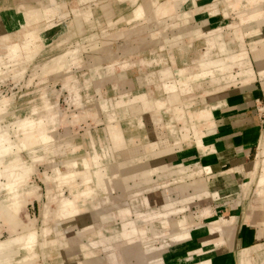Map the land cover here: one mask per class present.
<instances>
[{"label": "crops", "instance_id": "obj_1", "mask_svg": "<svg viewBox=\"0 0 264 264\" xmlns=\"http://www.w3.org/2000/svg\"><path fill=\"white\" fill-rule=\"evenodd\" d=\"M53 4L59 7L55 14L46 8L40 25L26 24L27 11L40 19L35 8ZM73 4L79 8L73 12L84 28L78 29V43L70 46L65 34L61 40L53 38ZM49 23L54 25L49 27ZM124 23L130 24L126 32L107 36L112 41L127 38L126 50L118 47L107 52L113 60L98 55L105 51L102 45L84 43L98 37L105 42L102 30L109 25L119 29ZM89 24L95 25L91 33ZM100 31L103 35L98 36ZM31 39L58 47L51 62L36 66L44 76L57 74L65 85L74 78V70H95L100 76L107 61V78L96 82L106 111L109 103L102 85L117 90L111 98L115 107L105 112L109 122L104 141L109 143L106 154L112 165L103 163L97 151L83 158L84 169L78 172H83L79 185L85 189L79 191L83 192L77 201L79 212L64 220L59 238L47 240L66 245L69 254L62 264H149L159 256L158 264H264V174L252 179L246 170L260 153L264 158V0H0V45L9 48L0 54V64L6 63L3 55L8 53L33 55L35 51L24 47ZM122 54L129 58L123 59ZM50 64L53 72L45 73L43 67ZM136 68L141 72L137 81L144 89L137 93L136 79L128 76ZM46 111L51 117L48 107L41 116ZM77 113H86L84 122L92 115L97 120L102 112L80 109ZM113 121L120 126H109ZM62 123L68 125V121ZM49 125L47 131L55 136L38 139L42 148L38 149L40 161H35L37 167H46L41 173L45 181L56 178L54 153L68 156L76 146L58 144L61 128H55L56 122ZM161 136L169 141H158L152 157L149 143ZM33 173L22 184L25 190L27 185L32 190L38 186L32 184ZM57 179L65 182L70 175L58 173ZM90 182L96 184L94 188ZM0 190L11 197V191L2 192L1 186ZM33 192L38 197V190ZM46 228L48 234L51 228ZM136 228L144 234L135 232ZM70 245H78L81 254L70 253ZM23 258L15 256L11 262L22 264ZM31 258L32 263H39L40 257Z\"/></svg>", "mask_w": 264, "mask_h": 264}, {"label": "rangeland", "instance_id": "obj_2", "mask_svg": "<svg viewBox=\"0 0 264 264\" xmlns=\"http://www.w3.org/2000/svg\"><path fill=\"white\" fill-rule=\"evenodd\" d=\"M75 6H77V4L70 5L69 8L67 7L68 15L58 26V29H56V36L53 38L54 41H57L63 34H65L64 37H70L68 45L73 46L78 43L80 38L78 36V29H83L84 25L82 24L80 17L73 12V9H79L77 8L78 6ZM46 8L50 14L51 12L55 14L59 7L58 5L53 4V7L43 6L35 8L36 12L38 11V15H41L40 19H36L37 16L35 17V15L30 12L31 10L27 11L29 14H26V24L30 26L40 25L39 22L45 18L43 16V10ZM100 13H102V11H95L96 15ZM52 25L54 24L49 23V27ZM90 25L91 24L87 25L89 33L94 31L95 28L94 24H92L93 26ZM42 26H44V24H42ZM105 26L107 25L105 24ZM128 26H130V24H120L119 29L114 30L109 25V27L102 30L103 34H105L107 38L105 39V42L103 37H98L97 39H88L84 43L102 45L105 47V51H103L104 53H100L98 55L113 60L111 53L107 52L111 50L116 51L118 47H121L120 50L122 51L126 50L127 38L122 37L118 40L112 41V39H109L107 36L112 34V32H114L115 36L116 31H119V34L126 32ZM40 27L41 26H39V28ZM39 28L37 29L38 32H40ZM102 32L100 31L98 36L103 35L101 34ZM22 33L25 36L26 30H23ZM24 39L25 38H23V40ZM49 41H52V39ZM44 45V43L41 44L39 42V47L36 48V52L33 53V55L32 53L28 55L26 53H18L17 56H15L13 55L14 52L5 54L3 56L5 57L6 63L2 62L0 64V69L2 70L0 71V164L3 163L1 161L3 159L8 161L6 164H4L5 162L3 163L5 165L4 171H0V177L4 174L7 181L3 176L1 178L2 182H0V186L3 188L2 192L4 189H6L8 193L9 191L12 192L9 193V195L12 194L11 197L5 196L4 192L0 193V264H14V262H11V259L14 260L15 256H17L18 260L24 257L21 260L22 264H36V262L32 263L28 261V257L31 255L40 257L38 264H62V261L64 260L63 258L69 254L66 253V250L68 251L66 245L64 244L65 248H63L60 243L49 244L50 242L47 240H55L59 238L63 232L64 220L66 218L69 219L73 213L79 212V203L77 201L83 196V192L79 191L85 189L81 186L82 179L80 178V176L83 177V172H78L84 169L82 164L83 158L88 157L90 154L94 155L97 151L98 154L102 156L101 160L103 163L109 166L112 165L109 155L106 154L109 143L106 140L104 141L106 138V131L104 128L109 122V117L105 119V112H108L112 109V107H115V101H111V98L113 99L116 96L117 90H112L111 85H102L101 89L103 96L107 101L106 103H109V110L106 111L103 108L105 102L103 101L104 103H102L99 99V92L97 91L98 86H96V82L107 78L109 72L107 73L105 67H107L110 63L107 61L104 63L103 68H101L100 76L96 74L97 71L95 70L88 69L76 72L74 70V78L65 82V86L63 77L53 73H46L48 71L53 72L52 66H54L57 61L53 62L52 66L50 64L49 66L46 65L43 67V69H45L46 76H44V72L42 70L39 72L37 71V65H45L51 62V59L58 54V47H53L52 45L47 47ZM37 50H40V52ZM8 51V46L0 45V54ZM122 56L123 59H126V57L129 58V55L127 54H122ZM20 58H22L21 61L13 63L16 59ZM23 62L24 65L16 67L19 71L18 69H14V66ZM57 68L58 70L62 69L60 65L57 66ZM140 75L141 72L138 68L134 70L131 69L129 71V79H136L137 85L135 87V93L144 91V89L140 87L139 81H137V78H139ZM45 77H47V79H45ZM123 80L128 81V79L122 78L121 81ZM50 98L52 105L47 103V99ZM132 99L130 101H132ZM120 103L123 102H118V104ZM47 107L52 110L51 117H49L47 111V114L41 116V112H44ZM124 108L125 105L122 108L116 107L115 109L121 110ZM151 108H154V106L152 105ZM80 109L82 111L83 109H88L91 112L101 111V117H98L96 120L92 114L88 113L87 115L92 116L86 117L84 122H82L81 119L85 117L83 115L86 113H77ZM39 112L40 115H38ZM74 114L75 118H73ZM111 118L113 119V117ZM63 121H68V125L62 123ZM35 122L42 124L41 127H43L37 136L35 134H31L30 132H24L25 128L29 126L30 123L33 124L32 126H35ZM54 122H56L55 128H61V131L58 130L60 134L56 136L58 144H70L66 148H70L71 145L76 146L75 150H70L68 152V156H65V154L58 151L54 153V158L56 163H58V165L52 166L54 167V171H56V178L53 179L54 176H52V178L49 177L48 180L45 181L44 178H42L41 173L46 170V167L43 165H39L37 167L35 163V161H40L38 157V149L42 148L40 143H38V139H43L44 137V140H48L55 136L52 131L45 132L47 126H50L49 124ZM112 125L120 126V123L118 121H113L109 124V126ZM123 128L125 130L128 129L127 123L123 124ZM68 129L71 130L70 133L67 132ZM85 130L90 132L91 136L86 135ZM158 141L159 140H152L149 143L151 147L149 146L148 148L152 149L150 151L152 157L154 156L153 149H155L156 146L158 147ZM95 148L97 149L94 150ZM137 152H141V150L138 149ZM141 157L142 156L138 158ZM36 158L38 159L36 160ZM41 158L45 159L43 156ZM260 158L263 159L262 153L259 154L258 159ZM22 160H25L26 162H23ZM73 160L77 163H69ZM137 160L138 159L136 158L135 161ZM48 163L53 165V161H49ZM19 168L27 172L28 178H26V174H23V177L27 182L21 181V185L18 183L16 185L14 182L9 180L14 178L11 174L14 173L15 170H20ZM114 169L118 170L119 166L116 164ZM249 169V167H246L247 172L249 171L248 173H251V170ZM73 170L75 171L72 172ZM263 170L264 166H260L254 177L252 173V179L256 178L260 174H263ZM32 172H34L33 175H35L32 178V184L38 185L34 186L33 188L35 189L33 190H38V197L33 192L32 186L27 185L26 190L22 187V184H26L30 181ZM58 173L64 176L70 175V180H65V182L58 180ZM246 180L250 181V177ZM76 185H79V190L77 191L74 189ZM90 185L94 188V185L96 184L90 182ZM124 185L125 184H123V186ZM75 193L76 195L72 198ZM64 196L65 198H63ZM20 197L24 199L21 201L18 199ZM73 206H77V209L73 208L75 211L73 212L72 210L70 211L72 213H70L69 210ZM66 223H68V220ZM48 226L51 230L47 234L49 228L46 227ZM134 231H137L141 235L142 233L144 234L143 231H138V229ZM67 232L64 233L67 234ZM74 233H77L76 229L74 230ZM70 235L71 237H74L72 232H70ZM42 242V245L45 246L41 245ZM71 246L73 245L68 246V248ZM71 248L72 252L70 253H77L79 251L81 254V248H79L78 245L77 247ZM159 257H155V259H153L149 264H158L160 260Z\"/></svg>", "mask_w": 264, "mask_h": 264}, {"label": "bare ground", "instance_id": "obj_3", "mask_svg": "<svg viewBox=\"0 0 264 264\" xmlns=\"http://www.w3.org/2000/svg\"><path fill=\"white\" fill-rule=\"evenodd\" d=\"M167 9H169V8H167ZM166 11V10H165ZM18 45V44H17ZM24 47H25V50L26 51H29V50H31V51H35L36 52V48H38L39 47V44L37 43V40L36 39H31V40H28L25 44H24ZM14 51V50H13ZM22 65H24V62L23 63H21V65H19V66H22ZM18 66V67H19ZM15 67V66H14ZM24 67V66H23ZM14 69H17L16 67L14 68ZM0 71H2V70H0ZM167 74H171V72H168ZM181 90H182V88H181ZM185 90V89H184ZM175 99V98H174ZM173 99V100H174ZM5 102V101H4ZM45 114H47V112L45 113ZM33 124H29V126H27L26 128H25V130H24V132H26V133H28V132H30L31 134H35L36 136L40 133V131H41V129L43 128V127H41V125L42 124H40V123H37V122H35V126H32ZM31 127H34V128H31ZM46 131H47V129H45ZM43 139H44V137H43ZM164 139V140H163ZM160 143L162 142L163 144H165L166 142H168L169 141V138L167 137V136H161L160 137ZM39 143V142H38ZM165 149V148H164ZM163 149V150H164ZM19 165V164H18ZM264 166V158L263 159H257V160H255V161H253V162H251L250 164H247L246 165V167H249L250 169L249 170H251V173H253V177H254V175L256 174V171H258V169H259V167L260 166ZM239 169V168H238ZM17 172V176H15L14 174ZM239 172V171H238ZM249 172V171H248ZM261 172V171H260ZM262 173V172H261ZM23 174H26V178H28V175H27V172L26 171H23V170H18V171H16L15 170V172L14 173H12L11 175H13L14 176V178L13 179H11V180H9V181H11V182H14L16 185H17V183L18 184H20L21 185V181H25V182H27L25 179H24V177H23ZM263 174H264V170H263ZM19 175V176H18ZM12 176V177H13ZM16 185H15V187H16ZM14 187V186H13ZM14 187V188H15ZM15 190H16V188H15ZM17 196V195H16ZM18 199H20L21 201H22V199H24V198H18ZM2 247V246H1ZM32 255L30 256V257H28L29 259H28V261L29 262H31L32 261ZM24 263V262H23Z\"/></svg>", "mask_w": 264, "mask_h": 264}]
</instances>
